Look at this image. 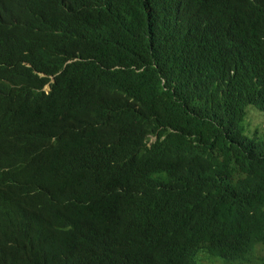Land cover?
Returning a JSON list of instances; mask_svg holds the SVG:
<instances>
[{
	"label": "trees",
	"instance_id": "trees-1",
	"mask_svg": "<svg viewBox=\"0 0 264 264\" xmlns=\"http://www.w3.org/2000/svg\"><path fill=\"white\" fill-rule=\"evenodd\" d=\"M36 5L0 0V264H264V0Z\"/></svg>",
	"mask_w": 264,
	"mask_h": 264
},
{
	"label": "clouds",
	"instance_id": "clouds-1",
	"mask_svg": "<svg viewBox=\"0 0 264 264\" xmlns=\"http://www.w3.org/2000/svg\"><path fill=\"white\" fill-rule=\"evenodd\" d=\"M38 0H12L11 15L9 22L12 26L18 27H30L31 36L36 32L37 23H33L32 19L37 16V5ZM161 13L160 11L148 9L143 15H138L135 11L131 10L130 19L133 25V29H147V30H158L161 24ZM13 53L12 50L6 49L0 43V60L6 59ZM49 85L46 87L48 91ZM5 110L0 107V118L3 117ZM152 137L150 136V139ZM154 138V137H153ZM152 143V142H151Z\"/></svg>",
	"mask_w": 264,
	"mask_h": 264
},
{
	"label": "rangeland",
	"instance_id": "rangeland-1",
	"mask_svg": "<svg viewBox=\"0 0 264 264\" xmlns=\"http://www.w3.org/2000/svg\"><path fill=\"white\" fill-rule=\"evenodd\" d=\"M248 109L250 111L247 115L245 124L244 122L241 124L242 128L244 129L245 126L247 133L250 135L249 137L259 136L260 140H264V115L256 111V109H254L252 106H249ZM154 140L155 138L152 137L150 139V143L153 142ZM262 255L263 254H259V257H261ZM204 264H223V263L212 260V261H206L204 262Z\"/></svg>",
	"mask_w": 264,
	"mask_h": 264
},
{
	"label": "bare ground",
	"instance_id": "bare-ground-1",
	"mask_svg": "<svg viewBox=\"0 0 264 264\" xmlns=\"http://www.w3.org/2000/svg\"><path fill=\"white\" fill-rule=\"evenodd\" d=\"M56 234V233H55Z\"/></svg>",
	"mask_w": 264,
	"mask_h": 264
}]
</instances>
